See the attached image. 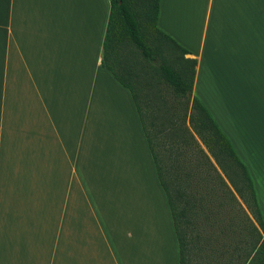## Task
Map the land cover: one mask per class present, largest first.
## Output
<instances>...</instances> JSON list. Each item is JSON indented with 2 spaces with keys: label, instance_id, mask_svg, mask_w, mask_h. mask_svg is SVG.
I'll return each mask as SVG.
<instances>
[{
  "label": "crops",
  "instance_id": "0c3cea01",
  "mask_svg": "<svg viewBox=\"0 0 264 264\" xmlns=\"http://www.w3.org/2000/svg\"><path fill=\"white\" fill-rule=\"evenodd\" d=\"M109 10L0 0V264H180L136 101L102 65ZM156 24L196 59L191 98L246 167L264 221V0H160ZM148 102L146 121L163 122Z\"/></svg>",
  "mask_w": 264,
  "mask_h": 264
},
{
  "label": "trees",
  "instance_id": "16d2710c",
  "mask_svg": "<svg viewBox=\"0 0 264 264\" xmlns=\"http://www.w3.org/2000/svg\"><path fill=\"white\" fill-rule=\"evenodd\" d=\"M109 2L102 65L136 101L168 198L180 264L192 258L264 264V221L251 177L208 110L191 98L196 59L157 26L160 0ZM148 101H159L163 122L156 123L154 113L146 121Z\"/></svg>",
  "mask_w": 264,
  "mask_h": 264
},
{
  "label": "rangeland",
  "instance_id": "374dc122",
  "mask_svg": "<svg viewBox=\"0 0 264 264\" xmlns=\"http://www.w3.org/2000/svg\"><path fill=\"white\" fill-rule=\"evenodd\" d=\"M195 137L198 139L199 143H201V141L199 140V138L196 136V134L194 133ZM255 142V141H252ZM201 147L204 149V151L209 155L211 162L214 164L216 170L218 171V173H220V175L223 177V179L226 181V183H229L226 176L223 174L222 170L219 168V166L216 164L215 159L210 155V153L208 152V150L206 149V147L204 145H202V143L200 144ZM255 148V147H254ZM245 150V149H244ZM240 200V199H239Z\"/></svg>",
  "mask_w": 264,
  "mask_h": 264
}]
</instances>
